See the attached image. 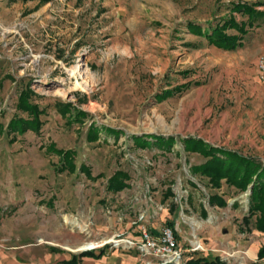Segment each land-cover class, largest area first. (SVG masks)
Wrapping results in <instances>:
<instances>
[{
    "label": "rangeland",
    "instance_id": "1",
    "mask_svg": "<svg viewBox=\"0 0 264 264\" xmlns=\"http://www.w3.org/2000/svg\"><path fill=\"white\" fill-rule=\"evenodd\" d=\"M238 4L264 10V0H0V264H49L50 254L74 253L67 245L138 239L143 228L169 221L184 261L257 259L264 234L254 228L255 217L244 221L252 186L240 191L221 180L211 187L191 170L206 157L184 145L197 137L264 163L257 67L264 20L247 26L234 50L191 27L209 30L230 16L248 22L232 10ZM28 85L45 110L44 125L13 140L8 124ZM59 101L89 115L70 123ZM93 122L119 133L103 130L90 140ZM146 134L176 140L170 149L134 143L133 136ZM51 143L76 151L74 172L61 168L62 157L47 149ZM117 170L130 175L129 185L112 192L108 179ZM211 194L226 204H212ZM66 215L88 223L91 233L73 229ZM199 242L204 249L193 250ZM105 245L109 254L116 248ZM152 260L140 255V264Z\"/></svg>",
    "mask_w": 264,
    "mask_h": 264
},
{
    "label": "trees",
    "instance_id": "2",
    "mask_svg": "<svg viewBox=\"0 0 264 264\" xmlns=\"http://www.w3.org/2000/svg\"><path fill=\"white\" fill-rule=\"evenodd\" d=\"M27 1V0H25ZM50 0H40L41 3ZM232 10L239 11L248 16V22L238 21L235 17H224L218 23L212 24L209 30H203L201 26H195V30L200 34H205L208 41L221 49L234 50L242 45V34L247 33V26H255L257 20H264V10H258L253 4H238L232 7ZM260 23H258L259 25ZM235 29L239 32L237 34L228 33V29ZM241 34V35H240ZM180 89V87L178 88ZM170 91L165 92L168 94ZM37 96L36 91L30 85L23 88L18 96L16 103V113L8 124L7 133L13 135L15 140L18 135H23L27 131L38 133L44 121L42 115L45 110L41 108L39 103L35 101ZM59 112L66 116L68 122L78 121L83 123L89 113L80 107L74 105L72 102H57ZM4 128L0 124V131ZM108 131L113 134H118L119 130L107 127L98 126L94 122L89 128V139L95 140L98 138L100 131ZM134 143L145 147L156 144L157 146L170 149L175 142L174 136L166 137L158 134H146L142 136H133ZM186 150L199 152L206 160L200 164L192 166V172L201 178L208 179V184L211 187H220L221 180H225L229 185L235 187L237 190L246 191L250 186V209L249 215L245 216L244 221L249 223L252 217H255L254 228L264 234V163L257 157L244 155L238 151L226 149L224 147L213 146L205 140L197 137H190L184 139ZM49 152H53L61 156L62 169L68 168L69 171L74 172L77 168L75 163L76 151L73 149H60L56 147L55 143H51L47 148ZM82 171L87 176L91 175L90 169L85 165L81 166ZM130 175L124 170H117L109 179L107 189L112 192H119L126 188ZM193 183V182H192ZM194 184V183H193ZM212 204L225 205L226 200L217 194L210 195ZM168 223V222H167ZM174 221H169L168 226L174 227ZM177 237L178 234L175 231ZM106 246V245H105ZM93 250H87L81 255H93ZM63 264H80L77 255L71 259L65 260ZM184 264H228L221 256H200L186 259ZM251 264H264V241L257 251V259Z\"/></svg>",
    "mask_w": 264,
    "mask_h": 264
},
{
    "label": "built area",
    "instance_id": "3",
    "mask_svg": "<svg viewBox=\"0 0 264 264\" xmlns=\"http://www.w3.org/2000/svg\"><path fill=\"white\" fill-rule=\"evenodd\" d=\"M258 72L264 84V54L259 57ZM117 240H121L118 245L115 244L117 248L137 247L143 252V255H151L158 258L160 264H184L185 262L175 229L170 226H162L155 231L143 228L138 239L129 238ZM199 249H204L200 242L194 246L193 250Z\"/></svg>",
    "mask_w": 264,
    "mask_h": 264
},
{
    "label": "crops",
    "instance_id": "4",
    "mask_svg": "<svg viewBox=\"0 0 264 264\" xmlns=\"http://www.w3.org/2000/svg\"><path fill=\"white\" fill-rule=\"evenodd\" d=\"M258 60H257V67H258ZM98 248L99 249H93L94 251L93 255H81V253L84 251H79V252L73 251L74 253H70L68 255H62L60 257H57L56 253L50 254L47 258V261L49 262V264H63L65 260H69L74 255H77L80 264H140V255L141 256L143 255V252H141V250L137 247H132V248L121 247V249L120 247L119 248L116 247L112 250L110 254L106 252L105 246H100ZM54 251H58V249H55ZM143 256L147 258L148 257L153 258L152 260L153 262H150L149 264H160L159 259L154 256L151 255H143ZM111 258H113L112 262H111Z\"/></svg>",
    "mask_w": 264,
    "mask_h": 264
},
{
    "label": "bare ground",
    "instance_id": "5",
    "mask_svg": "<svg viewBox=\"0 0 264 264\" xmlns=\"http://www.w3.org/2000/svg\"><path fill=\"white\" fill-rule=\"evenodd\" d=\"M64 220L66 223L70 224L72 226L73 229L77 228L78 230H80L81 232L87 233L88 235L91 233L90 228H89V224L80 221L78 218L76 217H70L68 215L64 216ZM107 242H113L116 245H118L121 240H116V239H103L101 241H95V240H90V241H86L80 245H76V246H65L66 248L73 250V251H81V250H85V249H95L97 247H100L102 245H104ZM125 242V241H123Z\"/></svg>",
    "mask_w": 264,
    "mask_h": 264
},
{
    "label": "water",
    "instance_id": "6",
    "mask_svg": "<svg viewBox=\"0 0 264 264\" xmlns=\"http://www.w3.org/2000/svg\"><path fill=\"white\" fill-rule=\"evenodd\" d=\"M85 250H88V249H85ZM81 251H84V250H81Z\"/></svg>",
    "mask_w": 264,
    "mask_h": 264
}]
</instances>
